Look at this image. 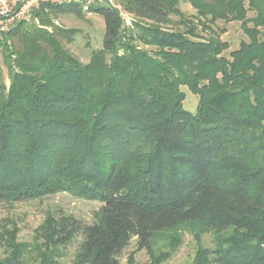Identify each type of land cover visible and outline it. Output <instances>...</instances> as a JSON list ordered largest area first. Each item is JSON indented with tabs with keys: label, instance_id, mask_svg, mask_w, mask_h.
<instances>
[{
	"label": "trees",
	"instance_id": "trees-1",
	"mask_svg": "<svg viewBox=\"0 0 264 264\" xmlns=\"http://www.w3.org/2000/svg\"><path fill=\"white\" fill-rule=\"evenodd\" d=\"M188 2L195 15L180 0H117L130 26L120 8L93 6L106 32L88 62L66 48L76 30L55 23L79 5L43 4L42 26L0 31V203L101 202L91 223L49 215L31 244L0 220V264H56L78 234L74 264H121L132 238L151 250L186 224L213 236L193 264H264V0ZM218 20L249 37L229 56Z\"/></svg>",
	"mask_w": 264,
	"mask_h": 264
},
{
	"label": "rangeland",
	"instance_id": "rangeland-1",
	"mask_svg": "<svg viewBox=\"0 0 264 264\" xmlns=\"http://www.w3.org/2000/svg\"><path fill=\"white\" fill-rule=\"evenodd\" d=\"M98 4L108 5L106 1ZM179 7L187 16L196 14V10L188 0H180ZM120 11L125 24L132 25L133 15L125 12L121 6ZM248 16L253 17L254 12L250 11ZM55 23L76 30L73 41L65 45L81 61L88 62L94 51L103 48L106 27L100 13L82 9V14L79 15L74 11H63L55 17ZM212 29L228 42L229 48L224 51L227 56L232 50L237 49L242 41H249L239 21L218 20L212 25ZM201 33L208 34L207 31H201ZM0 65L4 69L6 81L9 82L8 70L3 62L2 54H0ZM182 89L186 95L184 107L195 113L198 96L185 86ZM100 206L101 202L97 200L76 197L69 192H59L37 199L0 203V220L4 228L16 231L18 242L31 244L35 242L39 227L49 215L55 217L74 215L84 222L91 223L94 211ZM82 240L83 237L78 234L66 246L60 247L56 264H74L75 255ZM213 246V236L210 232H204L197 225L186 224L155 235L151 250L140 247L138 239L132 238L120 254L119 260L121 264H193L200 249ZM3 255L5 253L0 238V256Z\"/></svg>",
	"mask_w": 264,
	"mask_h": 264
},
{
	"label": "built area",
	"instance_id": "built-area-1",
	"mask_svg": "<svg viewBox=\"0 0 264 264\" xmlns=\"http://www.w3.org/2000/svg\"><path fill=\"white\" fill-rule=\"evenodd\" d=\"M105 1L120 8L117 0H0V31L6 32L20 21L35 22L42 26L33 13L43 4H76L88 12L94 5Z\"/></svg>",
	"mask_w": 264,
	"mask_h": 264
}]
</instances>
